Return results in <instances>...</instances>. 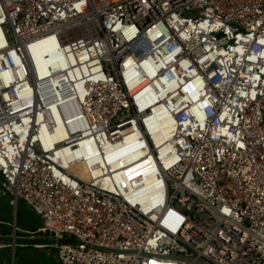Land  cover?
<instances>
[{
	"label": "built area",
	"instance_id": "built-area-1",
	"mask_svg": "<svg viewBox=\"0 0 264 264\" xmlns=\"http://www.w3.org/2000/svg\"><path fill=\"white\" fill-rule=\"evenodd\" d=\"M0 188L60 264H264V0H0Z\"/></svg>",
	"mask_w": 264,
	"mask_h": 264
},
{
	"label": "rangeland",
	"instance_id": "rangeland-1",
	"mask_svg": "<svg viewBox=\"0 0 264 264\" xmlns=\"http://www.w3.org/2000/svg\"><path fill=\"white\" fill-rule=\"evenodd\" d=\"M9 200L10 196L0 188V242L12 245L14 233L17 237L14 253L11 248L0 250V264H60L45 250L34 248L41 242L33 238L40 226L39 218L21 201L14 210Z\"/></svg>",
	"mask_w": 264,
	"mask_h": 264
},
{
	"label": "bare ground",
	"instance_id": "bare-ground-1",
	"mask_svg": "<svg viewBox=\"0 0 264 264\" xmlns=\"http://www.w3.org/2000/svg\"><path fill=\"white\" fill-rule=\"evenodd\" d=\"M45 46H43V48L40 50V54H39V57L41 58L42 56H43V54L45 53V52H47L46 53V55L45 56H49V57H51L52 55L51 54H54V57L56 56L55 55V51H54V49L52 48V47H45ZM48 48H52V49H50L49 51L47 50ZM47 50V51H46ZM50 52V53H49ZM36 59H39L37 56H36ZM36 61H38V60H36ZM52 64H56L55 62H52V61H50ZM36 67H37V65H36ZM58 138L59 139H62L63 138V132H62V129L61 128H59L58 129ZM156 139H157V141H161L162 139H163V135H162V138H160V136L157 134L156 135ZM123 151V150H122ZM135 161V160H134ZM7 247H4V248H8V247H11L10 245H6Z\"/></svg>",
	"mask_w": 264,
	"mask_h": 264
},
{
	"label": "water",
	"instance_id": "water-1",
	"mask_svg": "<svg viewBox=\"0 0 264 264\" xmlns=\"http://www.w3.org/2000/svg\"><path fill=\"white\" fill-rule=\"evenodd\" d=\"M194 264H206V263H204V262L201 261V260H196V261L194 262Z\"/></svg>",
	"mask_w": 264,
	"mask_h": 264
},
{
	"label": "trees",
	"instance_id": "trees-1",
	"mask_svg": "<svg viewBox=\"0 0 264 264\" xmlns=\"http://www.w3.org/2000/svg\"><path fill=\"white\" fill-rule=\"evenodd\" d=\"M36 229H37V228H36ZM35 231H36V230H35ZM35 231H34V232H35Z\"/></svg>",
	"mask_w": 264,
	"mask_h": 264
}]
</instances>
